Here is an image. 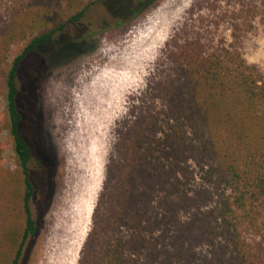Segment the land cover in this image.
Masks as SVG:
<instances>
[{"label": "trees", "instance_id": "1", "mask_svg": "<svg viewBox=\"0 0 264 264\" xmlns=\"http://www.w3.org/2000/svg\"><path fill=\"white\" fill-rule=\"evenodd\" d=\"M100 3L117 25L149 4L16 0L0 18V68H8L0 133L16 158L14 171L3 169L0 144V264H20L37 229L36 160L17 106L21 68ZM257 19L264 23V0L229 18L230 44L184 32L164 45L158 72L116 128L78 264H264V77L240 50ZM86 30L65 36L56 55L81 46ZM17 42L23 49L8 62Z\"/></svg>", "mask_w": 264, "mask_h": 264}, {"label": "rangeland", "instance_id": "2", "mask_svg": "<svg viewBox=\"0 0 264 264\" xmlns=\"http://www.w3.org/2000/svg\"><path fill=\"white\" fill-rule=\"evenodd\" d=\"M15 1L0 0V18ZM131 1L139 8L144 0ZM146 1L149 4L136 14H121L118 25L101 3L91 6L78 28L66 26L21 68L17 106L20 132L36 160L30 208L37 229L25 244L20 264H78L116 128L158 72L164 45L184 32L200 34L212 44H230L229 18L253 0ZM85 28L89 34L81 46L61 45L62 53L56 55L65 36L80 38ZM240 44L244 59L264 77L262 20L255 21ZM23 46L13 44L7 61ZM7 71V66L0 68V116ZM0 144L2 168L14 171L16 158L5 131Z\"/></svg>", "mask_w": 264, "mask_h": 264}, {"label": "flooded vegetation", "instance_id": "3", "mask_svg": "<svg viewBox=\"0 0 264 264\" xmlns=\"http://www.w3.org/2000/svg\"><path fill=\"white\" fill-rule=\"evenodd\" d=\"M126 13H127V11H126Z\"/></svg>", "mask_w": 264, "mask_h": 264}]
</instances>
